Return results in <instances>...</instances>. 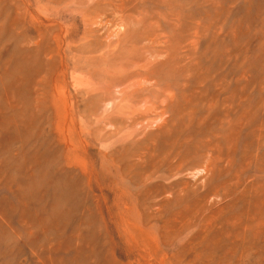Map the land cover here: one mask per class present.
<instances>
[{
	"label": "rangeland",
	"instance_id": "rangeland-1",
	"mask_svg": "<svg viewBox=\"0 0 264 264\" xmlns=\"http://www.w3.org/2000/svg\"><path fill=\"white\" fill-rule=\"evenodd\" d=\"M0 264H264V0H0Z\"/></svg>",
	"mask_w": 264,
	"mask_h": 264
}]
</instances>
